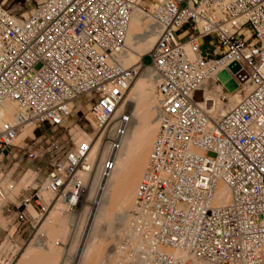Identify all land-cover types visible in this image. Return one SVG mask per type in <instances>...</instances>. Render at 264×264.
<instances>
[{
  "label": "built area",
  "instance_id": "obj_1",
  "mask_svg": "<svg viewBox=\"0 0 264 264\" xmlns=\"http://www.w3.org/2000/svg\"><path fill=\"white\" fill-rule=\"evenodd\" d=\"M8 3L0 0V109L19 111L0 124V212L14 215L16 229L39 225L31 208L41 219L58 203L78 210L96 146L106 154H98L103 175L113 173L133 125L129 90L148 73L159 129L112 253H123V264H264V0ZM137 8L161 32L129 66ZM223 72L238 88L245 72L248 91L219 114L216 100H228ZM208 82L223 85L217 99L207 101ZM82 100L89 146L68 133ZM26 128L34 137L17 143Z\"/></svg>",
  "mask_w": 264,
  "mask_h": 264
},
{
  "label": "bare ground",
  "instance_id": "obj_2",
  "mask_svg": "<svg viewBox=\"0 0 264 264\" xmlns=\"http://www.w3.org/2000/svg\"><path fill=\"white\" fill-rule=\"evenodd\" d=\"M160 32H161V27L154 22L152 16L146 13L142 8H137L131 22L129 36H128L129 55H128L127 64L129 66L136 64L138 61H140L142 56L148 53L155 46V44L158 41ZM141 76L143 77L139 79L138 82L135 81L129 90V92L132 91L131 92L132 96L130 95V97L131 99L133 98L135 100L137 106L134 112H132L133 125L124 143L123 150L117 156V165L113 173L109 177H105L103 175L101 169V162H100L102 159L101 157L98 166L95 165V157L99 151H100L99 152L100 155L102 154L104 156L106 155L105 153H102V151L105 152L103 148H98V146H96L95 149H93V152L91 153L89 158L90 172L91 171L92 172L84 176L83 179L84 190H83V198L81 201L82 203L76 212L69 213L63 203H58L55 207H53L54 209L52 208L53 210L51 209L52 212L50 210L51 214L49 212L45 218L41 219L39 215H37V213L32 208L30 209L31 215L36 219L35 223L40 224L45 219L46 223L43 224L44 227L47 224H49L48 227L52 228L51 232L54 231L56 234L60 236V238H64L67 236L66 233L69 232L68 227L70 223L73 222L72 227L74 228L75 226L76 231L74 230V232L76 233H74L73 239L71 240L73 241L72 245H74L77 242V240H79L80 237L79 234L81 231H83L81 230L83 221L86 219L85 217H88V215L90 214L91 219L90 218H89L90 220L88 219L90 221V223L88 222V224L89 226L91 225L90 231H88V238L87 239L85 238L86 240H84L86 242L84 243L83 241L84 248L82 247L83 248L81 250L82 252L79 251L80 253H78L77 256L70 255L73 253V252L71 253V250H69L70 254L66 253V256H68V259H70L71 260L70 262H72L73 264H119V262L122 263V261L125 258V255L123 253H121L123 257H119L113 254L112 250L110 254L108 252L105 253L107 244H109V242L112 243L113 238H116L115 236L116 233L114 235V232L116 230L115 228L118 225L116 224L115 221L117 220V222L119 221L118 223H120L122 215L131 211L134 207L138 187L141 183L143 175L147 171L149 163L151 162L152 149L154 145L153 142H155L156 133L157 130L159 129L155 115L156 114V99L154 94L155 81L151 76V74L145 73L142 74ZM211 84L212 83L208 82L207 86L205 87V97L207 101H211L214 98L217 99L218 93L221 91V89H223V85L213 84L210 87ZM247 91H248V85L246 84V82H243L238 89L229 92L227 104L224 105V107H222L223 110L221 109L222 110L221 113L219 112V110H217V112L219 114H224L228 112L234 105H236L241 100L243 94L246 93ZM18 111L19 109L14 103H10L6 105L4 108H1L0 124L4 121L12 122L14 120L15 114ZM80 135L83 136L82 134ZM80 135L77 134L76 136L79 137ZM28 136L34 137L32 128H26L22 130L21 134L17 139V143L22 142ZM79 138H80V143H82L85 146H89L93 141V139L89 137L87 138L79 137ZM90 177L91 180L88 183ZM30 179H31L30 175L26 176L22 180L21 184L25 186L30 181ZM20 188L21 187L19 186L15 192L17 193V191ZM225 192L226 190L224 189L222 193L226 197ZM77 212L80 215V219L78 217L79 219V222H77L78 224H76L77 216H78ZM0 214L3 213L0 212ZM104 222L106 223L105 225L108 230V232L105 233L106 235L105 238L107 240L102 241L100 239L102 242L100 243L99 241L95 242L96 241L95 237L97 236V234L101 230L102 232L104 231L101 227V224L104 225L103 224ZM40 230L37 234V236H40V239L38 241L39 245L36 244V246H38L39 248L41 246L42 247L45 246L46 248H48L49 245H48V237L46 236L47 234L45 235L40 234ZM44 230H46V228H44ZM48 230L49 229L47 228V231ZM10 232L11 234H14L15 230L11 229ZM56 234L54 236H56ZM51 248L49 249L50 250L49 254L47 253L48 251H46V256L49 257V259L51 258L52 260H54V263H56L58 261L57 258L59 254L57 252L52 251ZM34 251L35 249L28 248V251H26V253L23 255L25 264L26 262L30 261L32 257L34 258V256H32L33 253H36ZM43 255L44 254H42V257ZM66 256L65 258H63L65 260L61 263L63 264L68 263L69 260L66 261L67 258ZM51 259L49 261H52ZM40 262L43 263L42 260Z\"/></svg>",
  "mask_w": 264,
  "mask_h": 264
},
{
  "label": "rangeland",
  "instance_id": "obj_3",
  "mask_svg": "<svg viewBox=\"0 0 264 264\" xmlns=\"http://www.w3.org/2000/svg\"><path fill=\"white\" fill-rule=\"evenodd\" d=\"M19 1H21V0H9V3L8 4H9V6L11 8V7L15 6L17 4V2H19ZM205 43H206V45L203 47V50L206 52V51H208L210 49L209 40H206ZM145 63L146 64H151L152 63V59L150 57H146L145 58ZM142 77L143 76H140L136 80V82H138L139 79H141ZM237 89H238V86H237ZM131 92H129V94L127 96L126 105L129 106V107H131L132 108L131 109L132 112H134V110H135V108L137 106V103L135 102V100L133 98L131 99V97H130V95L132 94ZM229 92L230 91L228 89V92H226V93L229 94ZM196 97H197V100L198 101H202L203 100L202 93H198ZM227 102H228V100L227 101L226 100L225 101H221V102H218L216 100V105L218 107L217 110H219L220 113L223 110L222 107H224V105H226ZM210 104L212 105L213 102H211ZM88 111H89V105L84 100H82V101H80V102L77 103L75 113L72 116L71 123L69 124V127H68V133L70 132L72 135H74V134L75 135L82 134L83 136H81V135L79 136L81 138H84V137L85 138H87V137L92 138L90 134H91V132H92L93 129H92V126H91L90 122L87 119ZM86 132L89 133V134H87ZM157 132H158V130H157ZM156 135H157V133H156ZM79 137H78V139L80 141V138ZM155 139H156V137H155ZM153 144H154V142H153ZM98 154H99V152L97 153V155L95 157V165H97V166H98L99 160H100V156ZM90 180H91V177L89 178L88 183H89ZM20 187H23V184H21ZM84 200H85V198H84ZM52 210H51V212H52ZM51 212H50V214H51ZM50 214H49V216H50ZM77 214H78V212H77ZM0 215H1V218H0V220H1L0 221V264H21V262H22V264H24V256L23 255L26 253V251H28V248L29 249H32V248L35 249L34 252H36V253H33L32 254V256H34V258H35L34 259L32 257V259L35 260V261H33L32 259H30V261L26 262V264L27 263H29V264H40V263H42V262H40L41 260L43 261L42 264H63L61 262H63L65 260L63 258H65L66 253H69V250H71V253L73 252L72 254L69 253L70 255L77 256V254L80 253L79 251H81L84 248V243L86 242L84 240H86L88 238V231H90V226H91V225L89 226V224H88V222L90 223L89 220L91 219V216L89 214L88 217H85L86 219L84 221H86V222L83 221V225H82V229H81L83 231L80 232L81 235L79 234V236H80L79 237V240H77V242L74 245H72L73 241H71V240L73 239L74 233H76V232H74V230L76 231L75 226H74L75 229L72 227V223L73 222L70 223V225L68 227L69 228L68 229L69 232L66 233L68 237L66 236L64 238H60V236L58 234H56L54 231L51 232V229L52 228L48 227L49 224H47L44 227L43 224L46 223L45 222V219L36 228H32L31 227V228H26L25 231L24 230L23 231H18L16 229V219L14 218V215L11 216V215H9L7 213L5 215H3V214H0ZM49 216H48V218H49ZM78 217L80 219V215L79 214L77 216L76 224H78L77 222H79ZM115 222L118 225V222L119 221L117 222V220H116ZM103 224L104 225L101 224V227H102V229L104 231L102 232V230H101L97 234V236L95 237V240H96L95 242H98L99 241V243H100V242H102L104 240H107L105 238L106 237L105 233H107L108 230H107V227L105 225L106 223L104 222ZM9 227L11 229H14L15 231H17V233L11 234L10 229H8ZM44 228H46V230H44ZM47 228L49 229L48 231H47ZM104 228H106V229H104ZM117 228H118V226L115 228L116 229L115 232H114V235L116 233L115 236H117V231H118ZM39 230H40V234H44V235L47 234L46 236L48 237V245H49L48 248H46L45 246L44 247L41 246L42 248L41 247L39 248L38 246H36V244L39 245V242L38 241L40 239V236H37ZM55 234H56V236H54ZM83 241H84V243H83ZM111 242H112V240H111ZM115 244H116V238H113V242L112 243L109 242V244H107V248H106V252L105 253L108 252L110 254L111 253V250H112V248L114 247ZM36 248H37V250L38 249L39 250L37 251ZM50 248H51L52 251L57 252L59 254L58 258L56 257L57 260H58L57 262L55 261L56 263H54V260H52L51 258L50 259L53 261V263H52V261H49L50 260L49 257L46 256V251H48L47 253L49 254V251H50L49 249ZM63 248H65V249L68 248V249L65 250ZM40 253L44 254L43 255L44 258H46V257L47 258L44 259L42 257V254H40ZM36 255H38V256H36ZM39 257H40V259H39ZM66 257H67L66 258V261L69 260L67 264H73L72 262H70L71 260L68 259V256H66ZM36 261H38V262H36Z\"/></svg>",
  "mask_w": 264,
  "mask_h": 264
},
{
  "label": "water",
  "instance_id": "obj_4",
  "mask_svg": "<svg viewBox=\"0 0 264 264\" xmlns=\"http://www.w3.org/2000/svg\"><path fill=\"white\" fill-rule=\"evenodd\" d=\"M233 68H234V72L240 71V68L237 65H235ZM238 77L241 82H246L248 79V76L245 72H241L238 75ZM219 78L223 83H226V86L230 92L237 89V86H238L237 83L235 81L230 80L229 74L227 72H223L222 74H220Z\"/></svg>",
  "mask_w": 264,
  "mask_h": 264
},
{
  "label": "crops",
  "instance_id": "obj_5",
  "mask_svg": "<svg viewBox=\"0 0 264 264\" xmlns=\"http://www.w3.org/2000/svg\"><path fill=\"white\" fill-rule=\"evenodd\" d=\"M25 264V263H24Z\"/></svg>",
  "mask_w": 264,
  "mask_h": 264
}]
</instances>
